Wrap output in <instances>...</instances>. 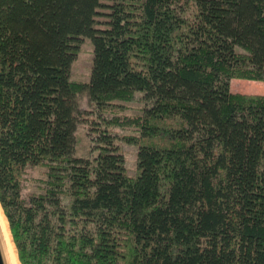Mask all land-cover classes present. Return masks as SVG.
Returning <instances> with one entry per match:
<instances>
[{
    "label": "trees",
    "instance_id": "obj_1",
    "mask_svg": "<svg viewBox=\"0 0 264 264\" xmlns=\"http://www.w3.org/2000/svg\"><path fill=\"white\" fill-rule=\"evenodd\" d=\"M237 77L264 81V0H0V205L21 264H264V97ZM137 94L140 114L116 112Z\"/></svg>",
    "mask_w": 264,
    "mask_h": 264
},
{
    "label": "rangeland",
    "instance_id": "obj_2",
    "mask_svg": "<svg viewBox=\"0 0 264 264\" xmlns=\"http://www.w3.org/2000/svg\"><path fill=\"white\" fill-rule=\"evenodd\" d=\"M100 20H104V17H101ZM101 27H104L101 25ZM92 60H93V44L91 39L83 38L81 41L80 49L78 56L73 63L72 67V80L78 82H88L90 79L91 69H92ZM231 90L233 93L244 95V96H263L264 97V81L255 80L249 78H233L231 80ZM141 98L140 94H137V97L131 101H117L118 104H121L122 110L117 111L121 114L126 115H138L141 113L143 108V103L139 100ZM80 107L83 110H91L92 107L89 104L88 97L85 93L79 96ZM115 132L120 136L126 134H132L135 131L130 127H117L114 129ZM77 147L76 154L78 156L87 157L90 155L91 142L87 135V125L80 124L77 132ZM122 148L125 156L126 168L130 176H135L137 174V147L128 144L122 143ZM46 169L44 167H35L27 171L24 179V193L31 192H41L40 181L46 179ZM10 228V227H9ZM11 232V230H10ZM12 235V233H11ZM13 237V236H12ZM17 250V249H16ZM18 254V253H17ZM19 257V256H18ZM20 262V260H19ZM21 264V262H20Z\"/></svg>",
    "mask_w": 264,
    "mask_h": 264
},
{
    "label": "water",
    "instance_id": "obj_3",
    "mask_svg": "<svg viewBox=\"0 0 264 264\" xmlns=\"http://www.w3.org/2000/svg\"><path fill=\"white\" fill-rule=\"evenodd\" d=\"M11 239L12 240H9V236L7 235L6 229L0 218V264H16L13 249L11 246V241L12 243H14L12 235H11ZM15 249H16V246H15ZM17 257H18V254H17ZM18 260H19V257H18Z\"/></svg>",
    "mask_w": 264,
    "mask_h": 264
},
{
    "label": "bare ground",
    "instance_id": "obj_4",
    "mask_svg": "<svg viewBox=\"0 0 264 264\" xmlns=\"http://www.w3.org/2000/svg\"><path fill=\"white\" fill-rule=\"evenodd\" d=\"M0 218H1V221L3 222V225L6 229V232H7V235L9 236V240H12L11 239V234H10V229H9V223L5 217V214L3 212V209L0 205ZM11 246H12V249H13V253H14V257H15V263L16 264H20L19 260H18V257H17V252H16V249H15V246H14V243H12L11 241Z\"/></svg>",
    "mask_w": 264,
    "mask_h": 264
}]
</instances>
